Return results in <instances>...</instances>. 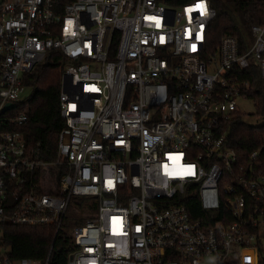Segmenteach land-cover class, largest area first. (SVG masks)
<instances>
[{"label":"built area","instance_id":"1","mask_svg":"<svg viewBox=\"0 0 264 264\" xmlns=\"http://www.w3.org/2000/svg\"><path fill=\"white\" fill-rule=\"evenodd\" d=\"M216 13L211 0H0V226L58 232L72 198L91 197L68 264H260L264 158L242 160L228 137L251 98L243 71L264 79V19L246 49L228 34L213 50ZM51 50L67 59L65 125L47 162L15 127L25 78ZM51 252L15 259L0 241V264Z\"/></svg>","mask_w":264,"mask_h":264},{"label":"trees","instance_id":"2","mask_svg":"<svg viewBox=\"0 0 264 264\" xmlns=\"http://www.w3.org/2000/svg\"><path fill=\"white\" fill-rule=\"evenodd\" d=\"M66 1V0H65ZM216 16L208 26V45L216 49L228 34L239 37L242 49L252 41L251 26L264 19V0H211ZM67 59L60 50L48 52L42 62L26 76L25 84L32 93L23 99L17 110L28 116V121L15 129L20 130L28 144L39 149L44 161H54L58 152V139L65 121L60 113L62 75ZM243 79L250 82V97L256 102L257 115L264 119V79L258 68L243 71ZM229 146L240 158L248 160L252 151L260 149L264 158V122L260 125L244 121V114H237L230 123ZM194 218L202 217L198 198L187 203ZM96 202L91 197H73L64 222L58 232L53 225L29 226L3 223L0 241L11 258L44 259L52 249L50 264H68L76 249L72 230L85 221L83 213L94 212Z\"/></svg>","mask_w":264,"mask_h":264},{"label":"rangeland","instance_id":"3","mask_svg":"<svg viewBox=\"0 0 264 264\" xmlns=\"http://www.w3.org/2000/svg\"><path fill=\"white\" fill-rule=\"evenodd\" d=\"M31 93H32V88L26 87V89L24 90V92L21 95V98L24 99V98L28 97L29 95H31ZM237 104H238L239 108L244 113V121L245 122H247L249 124H253V125H260L264 122V119L257 115V106H256V102L253 99L241 97L237 100ZM261 243H262V247L264 249V236L261 239ZM208 262H209V264H212L213 259L210 258V260ZM260 264H264V258L262 255L260 258Z\"/></svg>","mask_w":264,"mask_h":264},{"label":"snow or ice","instance_id":"4","mask_svg":"<svg viewBox=\"0 0 264 264\" xmlns=\"http://www.w3.org/2000/svg\"><path fill=\"white\" fill-rule=\"evenodd\" d=\"M197 7H199V8H200L201 12H203V11H204V8H203V6H202V5H198ZM149 19H154V18H149ZM69 23H71V22H69ZM157 23H158V21H157ZM188 167H189V169H191L193 166H188ZM174 174H177V175H179V174H181V173H174Z\"/></svg>","mask_w":264,"mask_h":264},{"label":"water","instance_id":"5","mask_svg":"<svg viewBox=\"0 0 264 264\" xmlns=\"http://www.w3.org/2000/svg\"><path fill=\"white\" fill-rule=\"evenodd\" d=\"M14 106H15V104H13V103H8V104H6L5 109L10 108V107H14Z\"/></svg>","mask_w":264,"mask_h":264}]
</instances>
